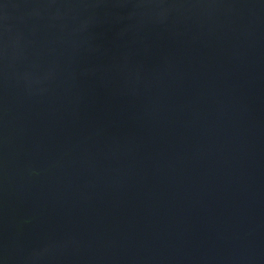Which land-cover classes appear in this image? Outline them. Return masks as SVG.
Returning <instances> with one entry per match:
<instances>
[{"label": "water", "instance_id": "1", "mask_svg": "<svg viewBox=\"0 0 264 264\" xmlns=\"http://www.w3.org/2000/svg\"><path fill=\"white\" fill-rule=\"evenodd\" d=\"M0 264H264V0H0Z\"/></svg>", "mask_w": 264, "mask_h": 264}]
</instances>
